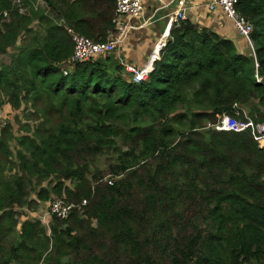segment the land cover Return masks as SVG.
Masks as SVG:
<instances>
[{
  "label": "trees",
  "instance_id": "obj_1",
  "mask_svg": "<svg viewBox=\"0 0 264 264\" xmlns=\"http://www.w3.org/2000/svg\"><path fill=\"white\" fill-rule=\"evenodd\" d=\"M116 1L0 0V56L15 50L0 93L40 121L18 138L0 128V264H264V146L250 129H207L224 115L247 123L235 105L264 121V0L237 5L256 60L185 20L146 81L117 48L65 76L72 33H119ZM108 151L113 185L90 178ZM31 192L74 208L49 227L23 220Z\"/></svg>",
  "mask_w": 264,
  "mask_h": 264
},
{
  "label": "built area",
  "instance_id": "obj_2",
  "mask_svg": "<svg viewBox=\"0 0 264 264\" xmlns=\"http://www.w3.org/2000/svg\"><path fill=\"white\" fill-rule=\"evenodd\" d=\"M144 0H117L116 8L113 18V23L119 30L117 37L111 38L108 42H95L85 36L72 33V39L74 42V53L69 61L65 63L63 68V74L69 75L71 69L82 63L89 61H95L102 56H106L116 51V48L121 41L120 39L125 36V27L123 26L125 19L139 18L144 11ZM239 0H211L207 5V9L212 12L220 8L223 13L234 23V26L238 34L243 37L253 50V58L256 60L254 47L251 40L253 32L252 23L242 15L237 5ZM174 23L179 24L187 19L184 10L178 9L174 14ZM166 41H161L155 48L149 61L142 68H135L131 65L126 66V72L133 76L135 83H141L146 81L149 74L154 70V64L161 60V52L165 47ZM259 65L256 63V67ZM234 109L237 111L236 116H243L247 123L237 122L234 118L224 115L215 124H211L210 129L216 131H246L250 129L251 136L259 143L260 147L264 146V121L256 123L250 118L249 110L244 106L235 105ZM110 185H113V181H109ZM84 200L82 206L86 205ZM73 205H67L63 201H54L50 204L49 214L50 216H56L59 219H67L70 215Z\"/></svg>",
  "mask_w": 264,
  "mask_h": 264
},
{
  "label": "crops",
  "instance_id": "obj_3",
  "mask_svg": "<svg viewBox=\"0 0 264 264\" xmlns=\"http://www.w3.org/2000/svg\"><path fill=\"white\" fill-rule=\"evenodd\" d=\"M209 2L211 0H144L142 15L124 20L126 33L117 46L116 59L135 68L144 67L157 45L168 40L178 9L184 10L186 20L235 42L240 53L253 58L252 48L238 34L234 23L220 8L210 12L207 9Z\"/></svg>",
  "mask_w": 264,
  "mask_h": 264
},
{
  "label": "rangeland",
  "instance_id": "obj_4",
  "mask_svg": "<svg viewBox=\"0 0 264 264\" xmlns=\"http://www.w3.org/2000/svg\"><path fill=\"white\" fill-rule=\"evenodd\" d=\"M40 5H42V3H40ZM13 53H15V50L9 51L8 54L0 56V66H2L3 64L6 65L10 64ZM27 105L28 107H31L30 103ZM25 106L26 105H22L19 110H15L11 106V104L8 103L7 97H5L3 94L0 93V124H1L0 128L1 126L4 127L7 123L11 124L13 128V134L15 135L16 138H18L21 136L22 133H24L23 126H25V124L31 123L32 125H34L40 123V121L34 122L29 120L30 119L29 117L30 115H32V112L31 110H26ZM210 125L211 124L209 123L207 129H210L209 127ZM11 150L14 152V154L17 151V144L15 141H13L11 144ZM114 161H115V156L111 151H108L102 157L97 158V160L94 161V169L93 172L90 174V178L96 175V177H100V179L104 182L110 180L114 182L115 179L112 177V174L109 170L110 164H112ZM46 185L47 183H45L43 186L45 187ZM31 200L34 201L36 206H32V208H24V209L18 208L17 211L22 215L23 220L38 219L46 227L47 226L49 227V224L52 219V217L49 214L50 204L54 201H57L58 198L55 195H50V200L48 202H44V201L41 202L38 199L37 194L35 192H31Z\"/></svg>",
  "mask_w": 264,
  "mask_h": 264
}]
</instances>
